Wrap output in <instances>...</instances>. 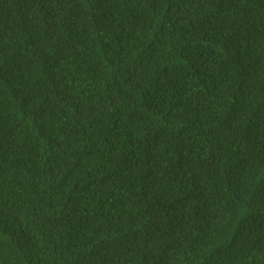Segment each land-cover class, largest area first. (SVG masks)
<instances>
[{
  "label": "trees",
  "instance_id": "obj_1",
  "mask_svg": "<svg viewBox=\"0 0 264 264\" xmlns=\"http://www.w3.org/2000/svg\"><path fill=\"white\" fill-rule=\"evenodd\" d=\"M0 264H264V0H0Z\"/></svg>",
  "mask_w": 264,
  "mask_h": 264
}]
</instances>
